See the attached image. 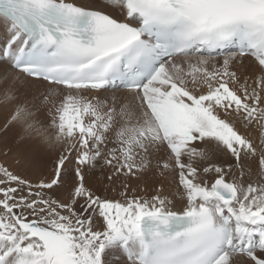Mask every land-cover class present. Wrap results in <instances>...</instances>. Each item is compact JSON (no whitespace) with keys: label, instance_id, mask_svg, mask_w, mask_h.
Returning a JSON list of instances; mask_svg holds the SVG:
<instances>
[{"label":"snow or ice","instance_id":"snow-or-ice-1","mask_svg":"<svg viewBox=\"0 0 264 264\" xmlns=\"http://www.w3.org/2000/svg\"><path fill=\"white\" fill-rule=\"evenodd\" d=\"M0 110V264H264V0H0Z\"/></svg>","mask_w":264,"mask_h":264},{"label":"bare ground","instance_id":"bare-ground-1","mask_svg":"<svg viewBox=\"0 0 264 264\" xmlns=\"http://www.w3.org/2000/svg\"><path fill=\"white\" fill-rule=\"evenodd\" d=\"M79 2H87V0H79ZM250 58L245 59V64L247 65ZM8 118V113L4 110H0V160H4L5 157L3 153L9 148H14L17 141V135L19 132L18 128L10 127L8 129L4 128V124ZM221 159H227L226 157H221ZM43 163L47 165L50 169L52 166L51 160L45 158ZM161 170L153 167L148 172L142 174L139 179H132L130 183L137 190L143 188L147 190V195L153 194L158 187L163 188L164 194H174L176 192V181L178 177L174 176L172 173L165 171L163 175L160 174ZM108 169L97 168L94 174H90L89 183L94 190L101 191L107 196H118V192L108 191L110 187L119 188V180H117L113 185H109L106 182ZM122 179V178H121Z\"/></svg>","mask_w":264,"mask_h":264}]
</instances>
